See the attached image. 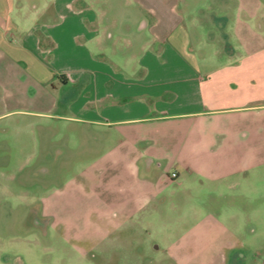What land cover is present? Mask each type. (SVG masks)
Returning a JSON list of instances; mask_svg holds the SVG:
<instances>
[{
    "label": "crops",
    "instance_id": "obj_1",
    "mask_svg": "<svg viewBox=\"0 0 264 264\" xmlns=\"http://www.w3.org/2000/svg\"><path fill=\"white\" fill-rule=\"evenodd\" d=\"M96 1L0 0V102L32 93L54 116L88 126L95 146L107 147L112 134L119 144L143 145L136 163L156 143L184 132L179 161L161 184L132 174L136 211L164 206L172 183L188 193L200 180L210 194L232 186L251 158L242 134L251 126L245 112L264 110V0H236L232 21L198 14L204 0H133L142 13L136 31H147L148 39L125 59L117 54L118 18L96 11ZM230 28L239 46L231 43ZM125 45L132 47L129 40ZM239 51L244 58L231 62ZM249 86L260 91L252 97ZM230 114L239 125L223 117ZM263 116L253 115L256 140ZM255 158L261 163L259 153ZM155 160L145 158L146 171ZM116 190L109 199L98 191L102 205H123Z\"/></svg>",
    "mask_w": 264,
    "mask_h": 264
},
{
    "label": "rangeland",
    "instance_id": "obj_2",
    "mask_svg": "<svg viewBox=\"0 0 264 264\" xmlns=\"http://www.w3.org/2000/svg\"><path fill=\"white\" fill-rule=\"evenodd\" d=\"M198 2V14L231 21L236 14V0ZM92 6L118 18L119 58L138 55L137 42L147 40L148 33L136 31L142 13L135 2L97 0ZM229 33L239 46L238 35L231 28ZM242 58L239 51L231 62ZM249 88L252 97L260 91ZM258 113L263 116L264 110L245 112L251 126L242 134H248L245 149L251 158L232 186L210 194L200 180L188 193L169 183L164 206L136 211L132 174L161 184L179 161L184 132L156 143L136 163L143 145L119 144L112 134L107 147L95 146L88 126L54 116L32 93L9 105L0 102V264H264V130L256 140L253 128ZM223 117L239 125L238 115ZM149 154L159 161L146 171ZM211 170V165L204 169ZM102 189L107 198L120 189L117 199L123 205H102Z\"/></svg>",
    "mask_w": 264,
    "mask_h": 264
},
{
    "label": "built area",
    "instance_id": "obj_3",
    "mask_svg": "<svg viewBox=\"0 0 264 264\" xmlns=\"http://www.w3.org/2000/svg\"><path fill=\"white\" fill-rule=\"evenodd\" d=\"M176 175L175 174H172V177H175Z\"/></svg>",
    "mask_w": 264,
    "mask_h": 264
},
{
    "label": "flooded vegetation",
    "instance_id": "obj_4",
    "mask_svg": "<svg viewBox=\"0 0 264 264\" xmlns=\"http://www.w3.org/2000/svg\"><path fill=\"white\" fill-rule=\"evenodd\" d=\"M236 261H238V257H236Z\"/></svg>",
    "mask_w": 264,
    "mask_h": 264
}]
</instances>
